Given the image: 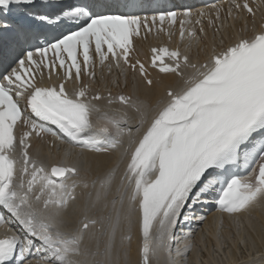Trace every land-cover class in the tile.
I'll return each mask as SVG.
<instances>
[{"label":"snow or ice","instance_id":"obj_1","mask_svg":"<svg viewBox=\"0 0 264 264\" xmlns=\"http://www.w3.org/2000/svg\"><path fill=\"white\" fill-rule=\"evenodd\" d=\"M45 2L50 10L28 12L34 26L25 27L10 9L36 0H0V33L14 28L18 42L0 65V264H127L134 226L137 264L162 253L179 264L173 252L186 258L193 243L177 228L203 221L199 207L212 202L238 224L264 209V0L151 16L114 13L105 0ZM154 28L175 43L145 53L135 40ZM193 49L207 54L193 59ZM97 61L119 70L118 91L93 87ZM157 83L161 95H141ZM46 136L47 157L32 142ZM56 140L69 148L51 159ZM85 153L117 155L92 175Z\"/></svg>","mask_w":264,"mask_h":264},{"label":"bare ground","instance_id":"obj_2","mask_svg":"<svg viewBox=\"0 0 264 264\" xmlns=\"http://www.w3.org/2000/svg\"><path fill=\"white\" fill-rule=\"evenodd\" d=\"M163 86L155 84L154 87L151 90L144 91L141 90V93L143 95L152 96L155 94L157 97L158 95L162 94ZM117 154H109V155H93L91 153H85V156L91 166V172L92 175H98L106 171L109 167H111L116 159ZM114 156V157H113ZM91 189L82 190L84 193H87V191H90ZM85 198L86 195H82L80 199L76 202V204L72 205L69 208V218L75 222L77 217L79 216L77 213H74V210L78 211L79 208H83L85 204ZM82 213V211H81ZM93 214V213H90ZM95 214V213H94ZM219 220V222H217ZM258 220L264 221V209H256L254 210L250 215L244 214L240 217L239 224L236 221V218L229 216L226 219L215 217L213 220H206L204 224L202 225L204 228H207V234L202 233V227L200 230L197 231L195 234V240L198 242L199 246L202 248V250H206V244H210L212 242L215 243L216 247L220 249V246L222 245L221 241H218L217 239V233L220 231L217 229V225L222 224L223 230L222 235L223 238H228L231 242L232 247L229 248V250L226 252V261L221 262V264H238V259L236 256V249L238 250V247L236 245L237 239H242L243 237L246 239V242L249 244L250 248H252V240L253 236H250V231H255L261 236L258 238L259 241L264 244V231L260 229V225L258 223ZM183 228V227H182ZM232 231L235 232L236 238L232 237ZM180 234V231L178 232V235ZM192 237V236H191ZM204 237V239H203ZM178 240L180 242H183V236L179 235ZM138 245H139V234L137 231V228L134 226L132 230V241H131V248H130V254L127 261V264H137L138 262ZM208 250V249H207ZM206 250V251H207ZM239 251V250H238ZM216 251H207V257L203 254H199L198 249L196 247H192L187 257H175V253H173V257L178 260L179 264L182 263H188V264H201V261H204L206 264H220L217 261V256L215 254ZM250 253H248L249 255ZM251 256H248V259ZM185 258V261H183ZM252 258V257H251ZM183 261V262H182ZM256 263L257 260H254ZM121 264H125L123 261V258L121 259ZM154 264H168L167 257L165 254H161L158 260L154 261Z\"/></svg>","mask_w":264,"mask_h":264},{"label":"rangeland","instance_id":"obj_3","mask_svg":"<svg viewBox=\"0 0 264 264\" xmlns=\"http://www.w3.org/2000/svg\"><path fill=\"white\" fill-rule=\"evenodd\" d=\"M207 232V231H206ZM225 244V243H224ZM193 247V246H192ZM206 247V250L208 249V247L207 246H205ZM239 248V247H238ZM243 248L245 249V246H243ZM244 249H238L237 250V252H238V254H239V256H242L243 255V253H244ZM205 250V249H204ZM208 251V250H207ZM248 254V253H247ZM183 261H185V259L183 260ZM182 261V262H183ZM245 261V260H244ZM239 262H243V260H241V261H239ZM182 264H184V263H182ZM185 264H188V263H185Z\"/></svg>","mask_w":264,"mask_h":264}]
</instances>
